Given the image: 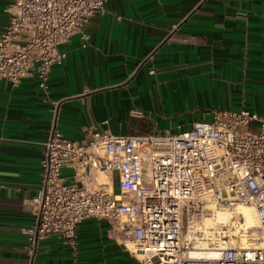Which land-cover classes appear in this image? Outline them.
<instances>
[{
	"label": "crops",
	"instance_id": "crops-1",
	"mask_svg": "<svg viewBox=\"0 0 264 264\" xmlns=\"http://www.w3.org/2000/svg\"><path fill=\"white\" fill-rule=\"evenodd\" d=\"M12 1L0 0V33ZM84 34L59 46L46 87L36 66L18 85L0 80V264L30 263L50 131L82 140L93 129L178 132L216 109L264 116V0H107ZM62 175L73 180L69 167ZM108 231L105 219H84L75 251L51 234L33 264H141Z\"/></svg>",
	"mask_w": 264,
	"mask_h": 264
},
{
	"label": "built area",
	"instance_id": "built-area-1",
	"mask_svg": "<svg viewBox=\"0 0 264 264\" xmlns=\"http://www.w3.org/2000/svg\"><path fill=\"white\" fill-rule=\"evenodd\" d=\"M107 0H13L0 33V80L18 85L36 66L46 87L59 46L82 33ZM42 178L32 199L26 248L59 235L77 249V227L105 219L109 237L141 264H264V116L216 109L206 121L163 134L91 130L43 142ZM73 171L68 182L62 169ZM117 176V183L114 180ZM241 207L255 211L246 222ZM228 214L218 219V213Z\"/></svg>",
	"mask_w": 264,
	"mask_h": 264
},
{
	"label": "bare ground",
	"instance_id": "bare-ground-1",
	"mask_svg": "<svg viewBox=\"0 0 264 264\" xmlns=\"http://www.w3.org/2000/svg\"><path fill=\"white\" fill-rule=\"evenodd\" d=\"M241 211L244 212L246 216L247 224L251 225L253 221V215H251V213L246 208L241 209ZM227 217L228 216L226 215L225 212L218 213V219H226Z\"/></svg>",
	"mask_w": 264,
	"mask_h": 264
},
{
	"label": "rangeland",
	"instance_id": "rangeland-1",
	"mask_svg": "<svg viewBox=\"0 0 264 264\" xmlns=\"http://www.w3.org/2000/svg\"><path fill=\"white\" fill-rule=\"evenodd\" d=\"M243 208H246V209L251 213V215H253V221H252L251 226L254 225L255 222H256V219H255V211H254L253 208H251V207H241L240 210L243 209ZM226 215L228 216L227 213H226ZM227 218H228V217H227Z\"/></svg>",
	"mask_w": 264,
	"mask_h": 264
}]
</instances>
